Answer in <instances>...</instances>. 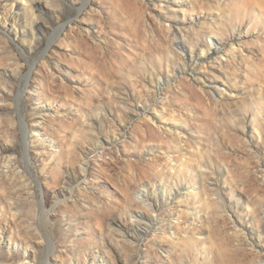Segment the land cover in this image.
<instances>
[{"label": "rangeland", "instance_id": "obj_1", "mask_svg": "<svg viewBox=\"0 0 264 264\" xmlns=\"http://www.w3.org/2000/svg\"><path fill=\"white\" fill-rule=\"evenodd\" d=\"M40 1L0 0V264H264V0Z\"/></svg>", "mask_w": 264, "mask_h": 264}, {"label": "bare ground", "instance_id": "obj_2", "mask_svg": "<svg viewBox=\"0 0 264 264\" xmlns=\"http://www.w3.org/2000/svg\"><path fill=\"white\" fill-rule=\"evenodd\" d=\"M16 2V4L18 5L19 9L24 12L25 14L28 15L29 14H33V15H38L39 18H43V14L42 11L44 9V4L40 1V0H30L29 3H27L25 0H22L21 2L19 0H14ZM36 24V22H35ZM36 31V30H35ZM37 32V31H36ZM36 37V36H35ZM175 38V37H174ZM192 52V51H191ZM191 60H193V56H191L190 58ZM199 61L197 60L195 64H197ZM190 66H193V63H190ZM150 119H153L155 122L157 121L153 116H149ZM139 217L143 220L146 219L144 218V215H139ZM139 231L143 230L145 231V229L143 228L142 225H138L137 228Z\"/></svg>", "mask_w": 264, "mask_h": 264}]
</instances>
